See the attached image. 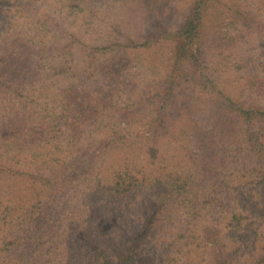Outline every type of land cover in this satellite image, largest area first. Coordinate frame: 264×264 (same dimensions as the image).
Segmentation results:
<instances>
[{
	"label": "trees",
	"instance_id": "trees-1",
	"mask_svg": "<svg viewBox=\"0 0 264 264\" xmlns=\"http://www.w3.org/2000/svg\"><path fill=\"white\" fill-rule=\"evenodd\" d=\"M139 1L0 0V264H264V0Z\"/></svg>",
	"mask_w": 264,
	"mask_h": 264
},
{
	"label": "rangeland",
	"instance_id": "rangeland-1",
	"mask_svg": "<svg viewBox=\"0 0 264 264\" xmlns=\"http://www.w3.org/2000/svg\"><path fill=\"white\" fill-rule=\"evenodd\" d=\"M191 1L192 0H140L139 2L142 4L144 3V5L146 6L145 8H154V10L151 11L150 14H147L148 17L149 15L156 12V10H162L161 12H163L164 16L161 20H163L164 18L169 19L167 22V24L169 25V23H178V20L180 18L179 16L189 8ZM149 247L150 246H147L145 250H142L140 252L139 260L141 259V261H139L138 264H149L147 256L154 252V250L149 249ZM155 247L156 250L154 252V256L155 261H157V256L159 255L161 247H159L158 244ZM107 252L109 256H111V258H113L112 255L116 253L115 250L110 249H107Z\"/></svg>",
	"mask_w": 264,
	"mask_h": 264
}]
</instances>
